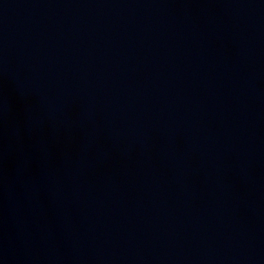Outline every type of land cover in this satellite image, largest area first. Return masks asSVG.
I'll list each match as a JSON object with an SVG mask.
<instances>
[{"label":"water","instance_id":"1","mask_svg":"<svg viewBox=\"0 0 264 264\" xmlns=\"http://www.w3.org/2000/svg\"><path fill=\"white\" fill-rule=\"evenodd\" d=\"M0 264H264V0H0Z\"/></svg>","mask_w":264,"mask_h":264}]
</instances>
